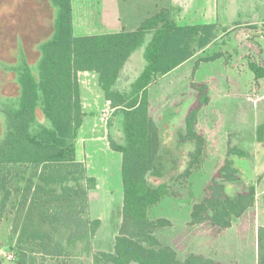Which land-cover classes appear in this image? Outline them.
<instances>
[{"label": "trees", "instance_id": "16d2710c", "mask_svg": "<svg viewBox=\"0 0 264 264\" xmlns=\"http://www.w3.org/2000/svg\"><path fill=\"white\" fill-rule=\"evenodd\" d=\"M51 2L57 10L54 34L40 47L35 73L26 61L15 68L20 96L3 106L6 131L0 140V224L8 208H16L25 217L15 245L18 263L27 264L29 253L75 256L81 246L93 264H221L195 254L180 260L175 249L155 235L171 222L152 221L148 212L169 194L167 185L155 186L149 179L159 178L162 167V141L150 114L149 88L204 54L222 29L216 24L179 26L172 11L163 9L144 19L135 31L78 37L72 0ZM147 36L151 38L146 67L131 90L121 92L117 84L122 72ZM223 55L216 53L200 62H213ZM249 67L256 82L264 78L263 65L250 61ZM84 72L95 75L106 101L121 119L123 143L110 142L111 150L122 156L123 185L122 223L111 253L95 251L93 241L101 221L90 219L88 212L96 180L77 156V139L86 117L78 78ZM191 88L196 99L180 135L181 141L194 142L187 175L199 169L208 155L205 135L197 123L200 111L210 103V89L206 82L193 83ZM235 153L245 154L229 148L228 155ZM237 181V169L226 158L206 185L203 198L193 205L190 224L208 223L219 231L228 230L255 207V185L235 194L228 192L229 185ZM14 195L18 198L12 200ZM62 231L68 236L65 246L51 238ZM258 264H264V227L258 229Z\"/></svg>", "mask_w": 264, "mask_h": 264}, {"label": "rangeland", "instance_id": "374dc122", "mask_svg": "<svg viewBox=\"0 0 264 264\" xmlns=\"http://www.w3.org/2000/svg\"><path fill=\"white\" fill-rule=\"evenodd\" d=\"M38 1L41 2L44 12L39 15L36 10L31 16L33 9L23 5L16 9L18 13L12 22L9 13L11 9L5 3L0 4V140L6 131V119L1 110L4 104L10 102L7 98L16 96L18 92L17 85L13 82L14 76L6 68L17 61L24 43L29 60H36L37 51L32 49L35 48L39 31L31 29L30 32L28 29L37 27L33 21L36 16L43 18L40 30L46 34L45 37L52 32L54 16L50 0ZM72 6L74 32L81 37L135 31L144 19L170 8V0H72ZM239 6H242V17L251 15L249 5ZM262 7L258 4L256 12L264 17ZM54 11L56 15L57 10ZM242 17L234 19L231 29L229 25L221 28L222 32L217 40L204 54L199 53L197 59L189 61L167 76L160 77L149 89L152 113L163 139L161 176H150L149 179L155 186L167 185L169 194L150 207L148 215L152 221L166 219L171 222V226L158 229L155 235L162 244L174 248L182 261L195 254L221 264H258V228L264 226V192L260 193L261 184L264 182V96L259 97L264 94V78L259 79L257 85L254 72L248 70L246 74L242 73L238 77L242 87L248 86L250 76L254 83L251 90H248L249 95L238 99L236 95L225 98L227 88L231 89L227 80L229 77L235 78L232 71L234 66L238 70H245L250 61H257L261 65L264 62V53L262 57L255 54L259 48L264 52V19L244 23L246 18ZM91 20L93 25L90 24ZM9 30L14 33L13 36H6V31ZM21 32L20 46V39L18 38L17 45L15 37ZM150 38L151 36H147L144 44L133 54L123 70L117 85L121 92L130 91L146 67L145 52ZM221 52L225 55L218 60L200 62L202 58ZM78 78L86 117L77 144L86 143L83 139L102 137L99 142L104 143L105 150L104 153L101 152L104 160L101 163L98 161L95 166L94 157L87 152L85 146H79L81 161L89 168L94 164L98 168V174H95L100 177V187L91 192V213L94 218L99 215L103 221L93 243L95 251L111 253L122 223L123 185L122 156L112 152L110 142L116 140L123 143L121 119L114 114V110L109 109L94 74H79ZM244 81L247 82L243 83ZM202 82H206L210 89V103L200 111L197 129L205 135L208 155L199 169L187 175L185 173L189 168L194 142H183L180 135L185 132L186 114L196 99V92L191 86L193 83ZM106 115L108 118L104 120ZM229 148L245 154L228 155ZM226 158L233 163L239 176L237 183L229 185L228 192L235 194L254 184L256 205L243 217L236 219L233 228L226 232L219 231L208 223L192 226L190 221L193 205L203 198L206 185ZM88 174L92 175L90 171ZM109 174L111 175L108 178ZM15 198L18 197L14 195L12 200ZM24 221V215L18 214L16 208L7 209L0 224V247L4 252L15 250L17 234ZM43 230L49 229L43 227ZM53 235L59 236L57 239L63 241L67 233L62 231ZM0 258L4 259L3 264H19L17 259L8 261L3 256ZM42 258L44 262L45 259H53L48 256L40 259ZM57 261L69 264L76 260L66 258Z\"/></svg>", "mask_w": 264, "mask_h": 264}, {"label": "crops", "instance_id": "0c3cea01", "mask_svg": "<svg viewBox=\"0 0 264 264\" xmlns=\"http://www.w3.org/2000/svg\"><path fill=\"white\" fill-rule=\"evenodd\" d=\"M239 4H241V5H243V4L249 5V7L251 8V13H250L251 15H247V16H243L242 17L243 10H242V6H239ZM258 4L262 7L264 5V0H170V8H166V9L172 11L173 18H174V20L176 21V23L179 26H197V25L216 24L220 28H227L228 25H229V28H230V27H233L232 24L234 23L233 22L234 19H236L238 17L246 18V22H244V23H249L247 21H250V20L253 21V20L264 19V17H261L259 15V13L256 12V10H257L256 7H257ZM262 8L264 9V6ZM92 13H93V9L91 8V14ZM229 21H230V23H229ZM225 23H228V24H225ZM90 24L93 25V20H91ZM128 32H130V31H128ZM263 53L264 52H263L262 48H259L258 51L255 54H257V55L259 54L260 57H262ZM259 55H258V57H259ZM198 57H199V55L194 57V58H192L191 60H195ZM191 60H189V61H191ZM189 61H187L186 63H188ZM186 63H184L183 65H181L180 67H178L174 71L178 70L179 68L184 66ZM263 65H264V62H263ZM248 70H250L249 63H248V67H246L245 70H243V69H241V70L239 69L238 70L237 66H234V69L232 68V71L234 72L235 78L232 79V78L229 77V79L227 80L228 84L231 85V89L227 88V92H225L226 93L225 94V98H228V97H231L233 95H236L235 97L238 99V98H241V97H243L245 95H249L248 94L249 93L248 90L249 89L251 90L252 85L254 84L253 80H251V76H250V80L248 82L247 81L243 82V83H245V82L248 83L247 87H242L240 79L238 78V77L241 76L242 73L246 74L248 72ZM174 71H172V72H174ZM171 73H169V74H171ZM79 74H91V73L84 72V73H79ZM169 74H167V75H169ZM238 74H239V76H238ZM255 83L258 85L259 81L258 82L255 81ZM232 91H234L235 93L232 94ZM243 93H245V94H243ZM263 96H264V94L260 95L259 97L261 98ZM235 97H232V98H235ZM106 103H107V105L109 104L108 101H106ZM249 103H251V102H249ZM112 110H114V109H112ZM150 114H151L152 118L154 119V121L156 122L154 114L152 113L151 102H150ZM156 124H157V122H156ZM84 125H85V123H84ZM84 125H83V127H84ZM157 126H158V124H157ZM158 128H159V126H158ZM159 130H160V128H159ZM160 135H161V130H160ZM101 139H103V138L102 137H98L96 139H94V138L83 139V140H85L84 142H86V143H78L77 144L78 160L80 162H82L80 157H79V146L81 144V145H83V147L85 146L86 149H87V152L92 157H94L93 158L94 159L93 163L95 164V166H97V162L98 161H100V163H101V161L104 160V158L101 156V154H102L101 152H103V153L105 152V150L103 148L104 143H100L99 142V141H101ZM161 141L163 143L162 135H161ZM259 144L257 146H260ZM83 147H82V149H83ZM112 152H114V151H112ZM223 163H224V161H223ZM94 164L90 168L88 167V165H86V166H87V169H89L88 171H90V173H92V175H90V176L95 178V180H96V188H99L100 187V179H99L100 177H98L95 174V172L97 173V169L98 168H95ZM110 175L111 174L108 175V178L110 177ZM261 186H262V188H261V192L260 193H263L264 192V188H263L264 182L261 184ZM90 194H91V191H90ZM91 205L92 204L90 202L88 217L90 219H92V220H94V219L100 220L101 221V226H102V221H103L102 218L98 217L99 215H97L96 218H94L92 216ZM122 209H123V204H122ZM121 222H122V220H121ZM101 226H100V228H101ZM233 226L230 229H232ZM99 230H98V232H99ZM228 230H225L224 232H226ZM98 232H97V234H98ZM224 232H223V234H224ZM97 234H96V236H97ZM18 236L19 235L17 234V239H18ZM58 237L59 236H57V235H52L51 236L52 242L53 243H60V244H63L65 246L67 244L68 236H66L63 241L60 240V239H57ZM17 239H16V242H17ZM81 250H82V247L80 246L78 248V253L75 256H71V257H66V256L52 257V256H48V257H51L53 259L52 260L45 259V262L43 261L44 260L43 258L42 259H40V258L43 257V256H46V255H43L42 253H29V258L27 260V264H43V262L45 264H64L63 261L59 262L57 260H63V259H66V258H71V259L76 260L74 262L71 261V263H73V264H93L91 255L88 256L86 254V252L82 253ZM13 252H15L16 259H17L16 250H14ZM4 253H7V252H4ZM0 256H3V255H0ZM77 259H78V261H77ZM81 260H83V261H81ZM71 263H69V264H71Z\"/></svg>", "mask_w": 264, "mask_h": 264}, {"label": "flooded vegetation", "instance_id": "af4514ba", "mask_svg": "<svg viewBox=\"0 0 264 264\" xmlns=\"http://www.w3.org/2000/svg\"><path fill=\"white\" fill-rule=\"evenodd\" d=\"M36 2H39V4L37 5ZM1 3H5L6 6H8L11 10H9V13H10V19H11V22L15 20V17L18 13V9L23 5H28L30 9H33V12L31 13V16L34 14V11L36 12V10L38 12L39 15L44 12V9L41 7V2L38 1V0H0V4ZM50 4H51V9H52V14L54 16V20H53V28H52V32L50 33V35L46 36L45 37V33L43 31L40 30V23L43 21V18L42 16H36V18L33 20L32 17L30 16V18L34 21L35 24H37V27H29V31L31 32L32 30L34 29H37V31H39L37 33V41H35L34 45H35V48L32 49L35 50L34 52L37 51V56H36V60L34 62H31L24 50V46H25V43L23 44V50L21 51V53H19L18 57H17V61L11 65H8L7 68H6V71H8L9 73L13 74V82L14 84L17 85V88H18V92H17V95L16 96H11L12 98H7L8 101L10 100H17L20 96V87L17 83V73L15 72V68H18V66H20L24 61H26V63L30 66V68L33 70V72L35 73V71L37 70V67L39 65V61L41 59V50H40V47L42 44H44L46 41H48L54 34V30H55V20H56V15H55V11L54 9L56 10V8L53 6L51 0H50ZM17 9V10H16ZM43 24H41L42 26ZM30 26H32V24L30 23ZM32 29V30H31ZM41 32V33H40ZM23 32L19 33L18 35H16V43L18 45V38L20 39L19 41V44L20 46L22 45V38L20 37V35H22ZM14 33L11 32L10 30L9 31H6V36H13ZM24 42V41H23ZM36 69V70H35ZM2 114L3 113V109L1 110Z\"/></svg>", "mask_w": 264, "mask_h": 264}, {"label": "built area", "instance_id": "2783aa9c", "mask_svg": "<svg viewBox=\"0 0 264 264\" xmlns=\"http://www.w3.org/2000/svg\"><path fill=\"white\" fill-rule=\"evenodd\" d=\"M109 106H110V103H109ZM109 109H112L111 106L109 107ZM107 118H108V116L106 115V117H104V120ZM0 255H3L4 258L9 260V261H14L16 259L15 252L4 253L2 250H0Z\"/></svg>", "mask_w": 264, "mask_h": 264}]
</instances>
